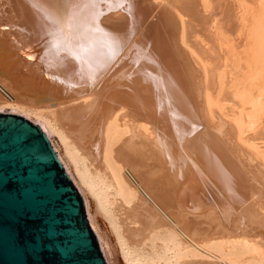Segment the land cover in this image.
Here are the masks:
<instances>
[{"label": "bare ground", "instance_id": "6f19581e", "mask_svg": "<svg viewBox=\"0 0 264 264\" xmlns=\"http://www.w3.org/2000/svg\"><path fill=\"white\" fill-rule=\"evenodd\" d=\"M0 2V107L51 133L118 261L193 264L190 246L202 264H264V152L208 121L217 103L189 71L187 56L204 62L182 10L208 0ZM238 96L247 109L232 122L248 140L264 89Z\"/></svg>", "mask_w": 264, "mask_h": 264}, {"label": "water", "instance_id": "95a60500", "mask_svg": "<svg viewBox=\"0 0 264 264\" xmlns=\"http://www.w3.org/2000/svg\"><path fill=\"white\" fill-rule=\"evenodd\" d=\"M0 264H120L51 133L12 111H0Z\"/></svg>", "mask_w": 264, "mask_h": 264}, {"label": "rangeland", "instance_id": "374dc122", "mask_svg": "<svg viewBox=\"0 0 264 264\" xmlns=\"http://www.w3.org/2000/svg\"><path fill=\"white\" fill-rule=\"evenodd\" d=\"M181 1H186V3H188L187 7H190L194 3V0ZM190 1L193 2L190 3ZM208 1L210 2V9L204 12L199 6L198 9L200 8L201 12L199 9L196 15H193L192 12H196L197 8H194L193 10L190 9V12L189 8L188 10H182L181 8L182 13L184 14L185 23L189 26H186V29L191 44L190 46L196 50V53L201 56V59L204 62L201 63L199 60H196L195 62L193 58L187 56L190 61L189 63L187 60L190 75L193 81L197 79L195 84L197 90H206L208 88L217 103V107H213V112L208 109L205 110L208 121L210 119L211 121L213 120L212 122H222L230 125L232 128V136L237 141L238 145L241 147L243 146L242 148L248 152H260L259 154H262V152H264V150H262L264 149V114L261 116L259 126L254 131L247 130L246 134L251 135L254 133V135H257H251V137H248L249 139L247 138L248 140H244L243 136L240 137L232 120L237 114L244 112L242 109H247V105L243 104L238 96L240 93L253 96L257 90L264 89V33L261 31L262 24H264L261 23L262 20L264 22V0ZM225 6L227 8L229 7L227 9V16H223L224 14L226 15ZM159 9L161 13H164L165 5H161ZM203 15L207 17H211L212 15L217 16L218 23H221L219 26L221 28V33L224 36H221L217 29L210 30L209 22L203 19ZM197 17L198 19H196ZM192 18H195L197 22ZM216 43L218 45H216ZM200 74L201 78L199 79ZM0 111L16 112L13 109L4 107H0ZM28 117L39 122L33 116ZM239 137L243 138L244 141L236 139ZM251 143L257 147V149L254 150L255 152L252 151L254 148H251L249 145ZM259 147L260 149L262 148L261 151L258 149ZM239 152L246 153L241 148H238L236 151V153ZM186 250L189 251L190 254L194 250L196 251L195 254H191L194 257L190 259L193 264H202V262L209 260L208 258H204L202 252H199L200 249L196 250L187 246ZM212 253L215 254L213 251ZM129 258L130 256L126 255L123 258L121 257L119 262L121 264H136L132 263Z\"/></svg>", "mask_w": 264, "mask_h": 264}]
</instances>
